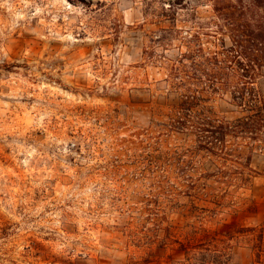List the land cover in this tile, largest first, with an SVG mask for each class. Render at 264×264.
Instances as JSON below:
<instances>
[{
  "label": "rangeland",
  "instance_id": "obj_1",
  "mask_svg": "<svg viewBox=\"0 0 264 264\" xmlns=\"http://www.w3.org/2000/svg\"><path fill=\"white\" fill-rule=\"evenodd\" d=\"M205 4L0 0V264H264V134L212 154L242 114L165 81Z\"/></svg>",
  "mask_w": 264,
  "mask_h": 264
},
{
  "label": "trees",
  "instance_id": "obj_2",
  "mask_svg": "<svg viewBox=\"0 0 264 264\" xmlns=\"http://www.w3.org/2000/svg\"><path fill=\"white\" fill-rule=\"evenodd\" d=\"M178 1L197 11L192 0ZM198 1L211 8L212 31L170 29L162 40L166 50L178 40L179 50L185 51L174 58L163 55V66L168 71L165 81L183 109H197L210 96H228L242 114L232 123L203 129L218 145L204 148L215 154L223 151L228 137L256 141L264 134V0ZM204 36L211 40L204 42Z\"/></svg>",
  "mask_w": 264,
  "mask_h": 264
}]
</instances>
